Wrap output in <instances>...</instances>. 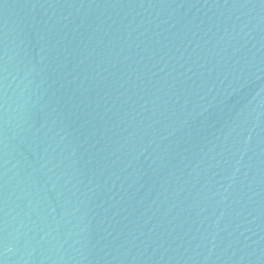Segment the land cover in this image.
Here are the masks:
<instances>
[{
    "label": "water",
    "instance_id": "1",
    "mask_svg": "<svg viewBox=\"0 0 264 264\" xmlns=\"http://www.w3.org/2000/svg\"><path fill=\"white\" fill-rule=\"evenodd\" d=\"M0 264H264V0H0Z\"/></svg>",
    "mask_w": 264,
    "mask_h": 264
}]
</instances>
